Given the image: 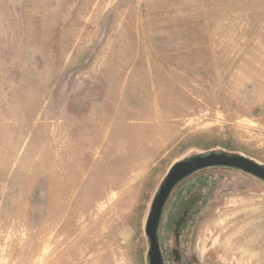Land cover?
I'll use <instances>...</instances> for the list:
<instances>
[{
    "label": "rangeland",
    "instance_id": "374dc122",
    "mask_svg": "<svg viewBox=\"0 0 264 264\" xmlns=\"http://www.w3.org/2000/svg\"><path fill=\"white\" fill-rule=\"evenodd\" d=\"M209 153L264 166V0H0V264H148L168 168ZM157 236L164 264H264V182L193 173Z\"/></svg>",
    "mask_w": 264,
    "mask_h": 264
},
{
    "label": "water",
    "instance_id": "95a60500",
    "mask_svg": "<svg viewBox=\"0 0 264 264\" xmlns=\"http://www.w3.org/2000/svg\"><path fill=\"white\" fill-rule=\"evenodd\" d=\"M212 167L240 170L264 182V166L243 155H227L225 153L197 154L173 162L151 200L150 210L144 222V235L149 244L146 252L148 264H164L158 244L157 231L164 205L173 188L193 173ZM175 240L178 243L177 233L175 234ZM173 253L176 255L175 261H178L177 251L174 250Z\"/></svg>",
    "mask_w": 264,
    "mask_h": 264
},
{
    "label": "flooded vegetation",
    "instance_id": "af4514ba",
    "mask_svg": "<svg viewBox=\"0 0 264 264\" xmlns=\"http://www.w3.org/2000/svg\"><path fill=\"white\" fill-rule=\"evenodd\" d=\"M192 211H193V209L191 208V205L189 202L183 203L182 207H179L177 209V211H176L177 213H176L175 219L173 221L174 228L172 229L174 239H175L176 233L178 234V239H179L180 231L185 226V224L189 221ZM175 230L177 231L176 233H175ZM178 247H179V244L176 243V240H175V248H173L171 250V255L173 256V259L175 261L176 255H174L173 251L174 250L177 251V253H178L177 256H178L179 260L175 261L176 263H179L181 261V256H180V253L178 251Z\"/></svg>",
    "mask_w": 264,
    "mask_h": 264
}]
</instances>
